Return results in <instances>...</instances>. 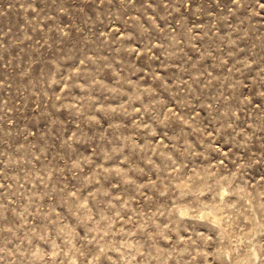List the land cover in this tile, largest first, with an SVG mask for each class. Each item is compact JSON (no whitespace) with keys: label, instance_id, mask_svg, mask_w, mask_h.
Wrapping results in <instances>:
<instances>
[{"label":"rangeland","instance_id":"obj_1","mask_svg":"<svg viewBox=\"0 0 264 264\" xmlns=\"http://www.w3.org/2000/svg\"><path fill=\"white\" fill-rule=\"evenodd\" d=\"M0 264H264V0H0Z\"/></svg>","mask_w":264,"mask_h":264}]
</instances>
